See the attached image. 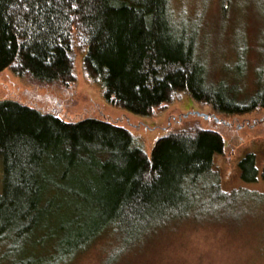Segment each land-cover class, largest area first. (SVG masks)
Returning <instances> with one entry per match:
<instances>
[{"label": "trees", "instance_id": "16d2710c", "mask_svg": "<svg viewBox=\"0 0 264 264\" xmlns=\"http://www.w3.org/2000/svg\"><path fill=\"white\" fill-rule=\"evenodd\" d=\"M251 2L264 37V0ZM177 19L171 0H0V72L70 83L78 50L105 99L133 114L154 115L183 94L228 115L264 109V68L252 90L242 63L217 79L200 57L199 27ZM225 146L196 125L148 155L109 120L0 100V264H69L102 238V264H125L183 224H255L264 193L224 189L215 157ZM238 169L256 182L255 153Z\"/></svg>", "mask_w": 264, "mask_h": 264}, {"label": "rangeland", "instance_id": "374dc122", "mask_svg": "<svg viewBox=\"0 0 264 264\" xmlns=\"http://www.w3.org/2000/svg\"><path fill=\"white\" fill-rule=\"evenodd\" d=\"M171 6L178 21L184 17L190 28L199 27V54L214 69V77L218 79L242 63V69H247L244 84L252 90L256 71L264 68V37L251 0H171ZM82 57L77 50L75 81L65 84L35 81L11 68L1 71L0 100H19L65 120H109L130 130L148 155L157 140L170 131L196 125L217 130L226 142L224 152L215 157L224 189L244 186L264 193V109L228 115L183 94L156 109L154 115L133 114L105 99L101 86L86 76ZM194 112L214 114L218 121ZM248 152L255 153L259 168V178L253 183L243 182L238 169ZM2 162L0 157V192ZM258 209L264 213V207ZM248 225L229 231L223 225L183 224L125 264H264V216ZM106 241L98 239L69 264H102Z\"/></svg>", "mask_w": 264, "mask_h": 264}, {"label": "water", "instance_id": "95a60500", "mask_svg": "<svg viewBox=\"0 0 264 264\" xmlns=\"http://www.w3.org/2000/svg\"><path fill=\"white\" fill-rule=\"evenodd\" d=\"M196 113L198 116H202L204 117L205 119H210L211 117H214L216 121H218V119L216 118V115H209V114H206V113H200V112H194Z\"/></svg>", "mask_w": 264, "mask_h": 264}]
</instances>
